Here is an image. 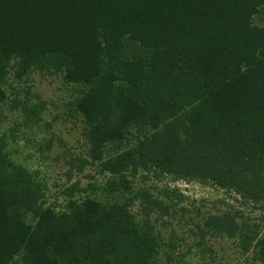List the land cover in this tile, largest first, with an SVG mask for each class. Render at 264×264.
I'll use <instances>...</instances> for the list:
<instances>
[{
  "label": "trees",
  "instance_id": "16d2710c",
  "mask_svg": "<svg viewBox=\"0 0 264 264\" xmlns=\"http://www.w3.org/2000/svg\"><path fill=\"white\" fill-rule=\"evenodd\" d=\"M263 8L264 0H0V85L11 71L20 81L34 70L62 75L75 87L69 114L81 116L88 151L71 165L98 163L108 174L101 186L64 187L57 209L0 135V264H160L156 215L196 200L166 187L167 204L136 190L141 170L144 180L235 194L237 207L225 202L197 233L238 238L264 264V26L254 21ZM32 96L15 106L38 123L46 102ZM254 207L259 216L248 213Z\"/></svg>",
  "mask_w": 264,
  "mask_h": 264
},
{
  "label": "rangeland",
  "instance_id": "374dc122",
  "mask_svg": "<svg viewBox=\"0 0 264 264\" xmlns=\"http://www.w3.org/2000/svg\"><path fill=\"white\" fill-rule=\"evenodd\" d=\"M254 21L264 26V8ZM27 89L46 102L38 123L27 121L23 110L15 106L19 100L28 97L35 100L32 94H27ZM75 94V87L65 83L62 75L37 70L22 81L13 79L11 71L7 83L0 85V135H7V149L14 161L39 174L47 187L48 204H58L55 206L57 209L65 203L62 195L64 187L77 181L83 187L89 184L101 186L108 178V174L100 171L98 163L87 165L83 171L71 165L74 157H84L88 152L81 116L69 114V101ZM144 174L141 170L134 177L133 187L136 190L148 189L167 204L172 202L162 194L166 187L180 189L196 200L193 206L186 202L179 205L186 211L177 206L176 211L156 215L159 220L155 226L163 237L158 255L160 264H262L253 258L252 251H242L238 238L216 233L208 234L202 240L197 233L196 224H203L208 215L225 209V202L237 207L235 194L230 195L220 187L199 182L187 185L175 183L169 176L162 180H144ZM152 184H156L157 189H153ZM97 195L102 200L106 198L104 193L98 192ZM76 198H81V194H77ZM247 211L259 216L262 210L254 207ZM132 212L138 220L143 218L138 200Z\"/></svg>",
  "mask_w": 264,
  "mask_h": 264
},
{
  "label": "built area",
  "instance_id": "2783aa9c",
  "mask_svg": "<svg viewBox=\"0 0 264 264\" xmlns=\"http://www.w3.org/2000/svg\"><path fill=\"white\" fill-rule=\"evenodd\" d=\"M187 185V184H186Z\"/></svg>",
  "mask_w": 264,
  "mask_h": 264
}]
</instances>
